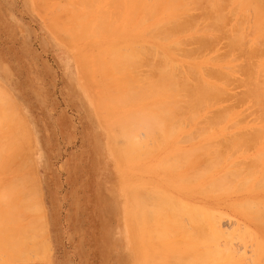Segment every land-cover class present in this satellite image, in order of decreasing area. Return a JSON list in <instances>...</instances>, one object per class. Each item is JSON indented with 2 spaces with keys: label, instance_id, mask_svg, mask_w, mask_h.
<instances>
[{
  "label": "rangeland",
  "instance_id": "rangeland-1",
  "mask_svg": "<svg viewBox=\"0 0 264 264\" xmlns=\"http://www.w3.org/2000/svg\"><path fill=\"white\" fill-rule=\"evenodd\" d=\"M73 1L77 2V0H0V90L2 88V90H4L0 91V96L3 97L4 93H7H5L6 96L4 97L6 100H4V98L0 99L4 100H2L4 105H2L0 101V115L3 114L0 116V203L4 205L8 204V202L12 203V201L17 203V201L21 202L26 198L25 205H28V207H24L22 203L18 204V202L12 206L10 204L6 205L3 210H7L8 208V210L14 212L15 215H18V219H16L18 220L16 224L17 227L22 228L24 226L22 230H25L23 231L29 230L28 233L33 232L29 236V238L31 237V242L29 241V238L27 239V237H25V234L24 237L26 240L23 236L20 237L21 239L23 237V241H25L23 242V246H21L22 242L20 245L17 244L16 247L15 245H4L5 243H1L2 246H5L6 250L11 248V252L10 250L4 252L6 250L0 248V264H143V262L144 264H157L156 262L163 264L164 262L168 263V261L171 260V262L175 264L174 261H179L178 259L181 260V254L182 257L183 254H185L183 251L193 252L191 254L195 255H191V257H195V260L192 259L194 260V262H192L190 257L186 259L187 257L184 256L183 258L186 261L183 260L182 264L185 262L186 264L187 262L189 264L190 261V264H264V258H261L262 254L261 256L259 255L260 253H264V246H262V242L264 245V223H261L262 220L264 221V217L263 219L261 218V220L254 215V217H252L251 214L250 216L246 215L249 208L253 209L251 210V213L259 211H256L258 206L256 207L253 201H260L261 199L263 202L264 200V183L262 182L264 172L261 173L264 170V69H262L264 68V35L262 37V34L264 33V28L262 29V27H264V23L261 24L264 21V18H262L264 16V0H230V2L229 0L228 2L221 0V4H223L224 1L226 2L224 4L226 6L223 5L225 8L219 4L220 0H216L218 2V5L216 3L217 7L219 5L220 8L222 7L221 9L217 10H220V12L224 10V14L221 12V15L220 12H218V15H221L220 18L224 17V19L223 22L218 23L220 18L218 16L219 20L217 21L218 18L215 17L217 19L214 20L216 23H218V25L216 24L212 26L213 28L210 25V29L207 28V26L209 27L208 24L213 23H211V20L213 19L211 15H215L212 14L213 12L211 10H216L217 8L215 5V0H212L213 3L211 0H205V3L204 0H193L194 3L196 2L195 5L197 4L196 6L190 3L192 0H186L187 3L189 2L187 4L189 5L187 8L182 7L184 4V1L183 4H181L182 0L181 3L179 0V5L176 3L174 7L172 6V3L177 2V0H169L172 2L166 0V2L168 1L167 3H165L164 0H158L157 2H155L156 0H151V2L146 0L141 3L143 6L136 3L139 8H135L137 11L134 12H138L139 14L141 12L140 9L143 7V10L139 15L137 13H134V15L132 11L136 6L133 3H139L140 0L134 1L133 3L132 0H127V5L126 0H122V5L124 7L121 6L123 9L119 8L117 11L121 13L120 11L122 10L121 19L124 20V22L117 24L118 31L113 33L116 34L117 37L98 36L97 38H86L83 36V38L81 37L76 39L73 37L75 32L74 30L71 32L72 28L70 29V27L74 28L75 25V23L72 24V20L75 16L74 9L77 8L76 11L81 9L78 8L80 5V0L78 1L79 5L76 4L77 7ZM197 1H201L199 2V5ZM206 1L211 2L210 4L212 6H207L208 3ZM147 2V6L152 4L150 6L151 8L152 6H156L155 12L153 11L154 7L151 11L153 16L149 11L151 8L148 6V9V7L145 6ZM160 3H165V5L160 7ZM228 3L229 5L227 6ZM158 4L159 6L157 7ZM170 5V9L167 8ZM179 6L181 7L180 10L178 9L180 8ZM159 7L161 9H159ZM208 7L211 8L210 12L212 13L209 12V9L207 10ZM232 7L233 9L235 8V10H230ZM183 8H186V10L183 11ZM72 10L74 13L73 19L71 17ZM156 10H158V12H156ZM232 11L235 12L233 13ZM216 13L217 11L214 12V14ZM154 14L157 15L154 16ZM176 14V18L178 17V14H181L179 15L180 20L183 19V15L186 16H183L186 18V20L188 19V15L193 18H191L192 20L196 19L193 21L195 25L190 22L189 24H192L191 27L188 25V23L187 25L185 24L188 28L190 27L189 31L186 30L187 28L184 30V25V27L182 26L183 30L181 28L180 31H177L180 29V26H178L181 23L180 20L178 19L179 24L177 23L176 28L175 25L177 21L175 22V25L170 24V21L171 23H173L172 21H175L174 19ZM207 14L212 19L210 17L207 19ZM144 15H146L145 18H143ZM150 15L151 19L149 17ZM67 16L68 21L69 17H71V20L68 23L66 22L67 19L65 20ZM131 18H133L132 20H134V22H127ZM148 18L150 21L144 22V19L149 20ZM141 20L143 23L140 22ZM197 20L198 22H196ZM49 21L51 24L48 23ZM55 21L57 22L55 23ZM240 21L243 22L242 25ZM70 22L71 25L69 24ZM165 22H169V25L168 23L166 25ZM186 22H188V20ZM137 24L141 25L138 26ZM157 25L160 28L162 26L165 28H170L171 25H173L168 30H164V27H162V32L164 33L165 31V35L167 34L168 36V34H170L168 39L167 37L165 38V41L160 40L163 37L161 36L162 32H160V35L155 33L157 31L159 32L158 29H160ZM203 25L204 28L202 27ZM54 26L60 28V30ZM192 26H195L194 29ZM216 26V29L221 27L219 32L214 30ZM155 27L158 29L156 28L155 30ZM54 28L58 31L55 30V32ZM152 28H154V31H152ZM211 28L214 30V32ZM61 29L65 30V36L63 33L61 34V32H63ZM204 29L207 31H201ZM149 30L152 33L150 32V34H146V32L149 33ZM176 31L178 33L182 32V34H176ZM58 32H60L61 35ZM171 32L175 33L176 35L172 34ZM154 33L157 38L154 36ZM259 33H261L260 36H258ZM198 35H201V37L198 38ZM202 35H204V37ZM215 35L216 37L213 39ZM192 36H196L197 38H193ZM72 37L74 41L70 40ZM205 37L207 38L206 40ZM231 37L238 39L236 41L237 43L239 41V43L236 44V41L234 42ZM66 38L69 40L66 41ZM180 39L183 41L186 39L187 41L185 40L183 44L181 42L182 40L180 41ZM201 39L203 41L211 39L204 44L199 43L203 46V49L198 44H196L200 42ZM230 39L233 41L231 44ZM177 41L183 44V47L181 45L180 47H176L173 44ZM139 44L142 45L144 50L147 51L145 54L147 53L148 56L150 54V57L148 58L147 55L145 56V54H142L144 50L140 49V52H138L142 56V58L140 57L142 61H144V57L148 59V64L145 63L146 65H141L142 67L140 66V69L137 67L139 65H135L136 67L133 65L134 67H132L136 69L134 71L138 72L137 75L134 74L136 72L131 70L133 69L132 67H129L130 70L128 67H123L126 70L128 69V71H133L132 74L136 75V77L130 79L132 76V74L130 75L131 72L129 74L125 72L126 77H124L125 74L121 73L123 69L120 65H113L112 67V63L107 61V59L109 60L108 57L110 55L109 53L111 52V48L117 50L119 48L123 49L124 47V51L125 46L126 48L133 45L138 47L137 45ZM171 45H173L174 48L176 47L174 51L172 50L174 48L173 46L171 48ZM151 48H154L155 51ZM198 48L199 50H197ZM150 50L153 51L154 55H151V53L148 52ZM158 53L160 56L163 53L162 57L167 56V58L170 59H166L165 57V63L168 61L169 62L167 65H164L165 63L163 64L164 60L162 58L163 61L161 64L166 67L165 69L168 70L170 67L171 70L169 71L172 72L174 66L176 68L175 70H177V65L178 67L181 66L178 70L181 71L182 69L184 73L181 74H185L187 78L185 76L182 78V75L179 72L178 74L180 75L179 77L177 76L179 80L178 86L184 84V81H180L182 79L185 80V82L187 81L185 83L187 85L184 86H186V88L188 87V89H186L184 86H182L183 88L178 87L179 90L182 88L179 91L181 94L168 86V81L170 79L169 74L171 72L166 74L168 76L164 75L165 72L168 73V71L166 70L163 72L165 69H163L164 67L162 66V72L158 73L159 69L153 65L155 64L158 67ZM99 54L101 55L99 56ZM136 56L138 57L139 54ZM151 56L154 57L152 58ZM83 58L86 59L85 68H81V60H83ZM252 61L257 64V67H255L256 65H254ZM104 62L106 64L107 62L108 64L110 63V67L109 65L108 67L112 70L110 69V71L109 68H107L111 74H108L110 72L106 70L105 67L107 65ZM141 63L143 64V62ZM104 64L106 66L102 67ZM161 64H159V66H161ZM185 65L190 68L192 66L194 67V69L198 72V75L200 74L199 77L202 79H199L200 84L204 87L200 85L199 87L201 88H198L197 86V88L194 86L190 87L191 84L194 85V82L197 84V79H195V81L193 80L194 82H192V76L186 73L193 75L195 71H193L194 69L192 70L189 68V70L187 68L189 72L187 69L186 72ZM100 66L107 72H105V70L100 71ZM114 66H119L116 68L119 69V72H117ZM151 66L154 67V69L150 68L148 70V68ZM253 66L254 70L251 69ZM200 67L207 68L205 71H209L210 69L212 71L214 68V72H212V75L210 72L211 76L209 75V72H206L208 74H206L208 76L206 77L204 74L205 71L203 72L202 70L204 68ZM88 68H90V70ZM260 68L261 70H259ZM96 69H99V72ZM217 69L222 71V74L225 75V77H222L223 75L220 71H215ZM147 70L149 71L148 73H151V77L148 76L150 74L146 73ZM150 70H154L153 74L156 72L157 74H155L159 75V78L157 76H153ZM178 70L173 72L177 75ZM262 70L263 72L259 73V75H263L259 77L258 72ZM103 71L105 75L108 74L106 78L109 79L105 80V82H110L107 84L103 83L104 81L100 82L101 78L105 77L103 75ZM120 73L122 75H119ZM145 73L147 74V78L157 77L159 81L162 77L165 79L164 81H166V83L163 81L160 83V85H158V89H155L154 87H156L155 84L158 83V80H155V84L152 85L154 79L152 81L149 79L148 81L151 82L149 85H152V89L150 90V88H145V85L148 84L147 78H144L146 77ZM161 73H163V76L160 77ZM213 73L216 75L214 76ZM218 73L221 74L223 80H219L217 76L219 75ZM250 73H253L252 79L254 80L251 79L252 75ZM127 74L130 77L127 78ZM98 75L100 76L99 80ZM142 75L145 76L142 77ZM194 75L197 76L196 73ZM209 76L213 78H209ZM123 77L127 80H124ZM137 77H140V79ZM142 78L144 79L143 81ZM138 79L141 80L142 84H138ZM129 80L131 81L129 83L133 84L134 82L132 87H134V85H138L140 87L141 84V86H144L145 89L140 87L141 89L139 90L138 86H136L137 90H139V92H137V90L134 89L135 87L131 88V84L128 85ZM257 80H259V85L261 82L260 86L258 85ZM254 81L258 85L257 89ZM118 82H120V84H118ZM100 83H102L103 86ZM111 84H113V90L114 92L116 91L117 94L120 93V90L122 91L119 95L115 96L114 94L115 99L118 98V100L121 101L120 102L116 100L119 102V106L114 102L115 100L113 96H107L111 91L106 92V95L103 96L105 92L103 93L102 91H109L106 88H112ZM214 85L224 89V92L222 93L220 88H218L220 90L217 91V88H214ZM166 86L167 88L169 87V91L168 89L166 90ZM104 87L106 88L103 89ZM120 87L123 88L120 89ZM127 87H130V90L133 89V92L135 90L134 95L136 98H133L134 95L132 92H128L130 90L127 89ZM147 87L149 86L147 85ZM204 88L209 90L208 93H210V91L215 92L218 98L215 101H212L211 97L209 99V96H212V94L210 93L209 95L207 93L209 95H207V99H209V102L212 101V103L207 104L208 100L203 99L204 102L206 100V106L203 107V96H200V102L198 99H200L199 94L202 92H207V90ZM146 89L148 91H145ZM162 89L164 91L166 90L165 92H168L163 94L164 91L161 92ZM258 89L260 92H262V94L258 92ZM142 90L148 92L145 95L147 97L146 99H144L145 97L142 95L144 93L141 94V92H143ZM256 91L258 93L257 97H259L258 99H261V101H258V99L255 98ZM129 93H132L133 96L131 98L134 100L128 97L130 96ZM173 93L176 95L175 98L172 97ZM182 93L185 96L188 94V96H190H187L189 99H192L191 97L193 96V105L191 104V106H195L197 110H200V108L203 107V110L190 111L192 108L189 105L191 100L190 103L189 101L185 102V100H188V98L186 99V97L184 98V96H182V98H184L183 100L180 97L183 95ZM215 93H213V95ZM110 94L113 95V93ZM126 94L129 100L133 101V103L126 98ZM136 94H138L137 96L139 97L141 95L143 100L138 98ZM168 94L170 95L167 96ZM177 94L180 96H177ZM189 94H192V96ZM196 94L198 95L197 98ZM218 94L220 95L218 96ZM204 95H206V93ZM106 96L108 98L107 103L105 102L106 99L104 100L103 98H106ZM166 96L172 98L168 99ZM260 96H262L263 99ZM101 97L102 99H100ZM177 97L182 99L178 106L177 103L180 100ZM176 98L179 100L178 102L175 101L177 100ZM212 98H214V96ZM126 99L127 101H124ZM101 100H103L105 103ZM135 100L139 101L137 102ZM194 100H196L195 103ZM122 101L125 102L124 104L127 102V106L123 105ZM128 101L130 102L129 104ZM162 101L165 102L163 103L164 109L165 107L172 105L171 108L176 110H170L171 108L169 109V106L165 109L168 110V112L170 110L179 113L178 110L180 109L177 110V108L181 107L180 114L177 117L178 113L174 114L172 112L174 115L170 114L171 116L169 120L171 121V117L175 115L176 116L174 118L176 119L172 120L171 123L166 122V126L162 124L163 122L161 121L162 127H165L163 128L164 130L162 131V129H160L155 134L148 137L149 134L144 131L145 129L140 128L139 131V126L135 125L137 124V120L139 121V115L141 114L140 113L137 115V113L142 112L143 115L144 110V112H150L149 114H146L145 112L146 116H155V112H153V110L155 111L156 108L154 106L152 107V105L156 106L158 104L161 106L162 104L159 103H162ZM166 101H168V103ZM172 101L174 102V105L169 104L170 102L172 103ZM201 101L203 102L202 105L198 106ZM183 102L188 103V106L186 104L185 105L188 109H190L189 111L187 108H185ZM149 106H151V108ZM175 106L176 108H174ZM157 109L158 113L160 108ZM164 109L162 112H160L165 114L166 111ZM150 110H152V112ZM133 112H135L136 115H133ZM160 112L159 114H161ZM157 113L156 116L159 115H157ZM190 113H193L195 116L193 117L192 114V116H189ZM134 116L135 118L133 120ZM5 117H7V119ZM175 121L179 122V126L177 125L178 127L172 125ZM119 122L121 123V128L117 127L119 126ZM124 122L128 124V127L131 124L130 126L131 129H133V133L135 129L137 130H135V134H132L131 132H124L125 129L129 131V129L126 127V123L124 124ZM168 129H170V131ZM120 133L121 136L119 135ZM138 133L139 135L137 137L136 134ZM127 134L129 135L127 136ZM117 135H119L122 139L119 136L118 137L120 139H117ZM123 135L124 137H122ZM125 136H127V139L131 136L132 140L130 139L129 143L126 144L127 141L125 139V144L122 145V141L124 140ZM162 136H164V139ZM169 136L170 138H168ZM136 137L138 138V141ZM145 137L149 138V140ZM140 138L143 140H139ZM157 141L159 143H157ZM130 142L131 144H139V149H136V152L143 150L138 153V156L133 152H129L132 154L133 159H127L125 154H123V148L125 145L127 151L131 150L128 149L130 147L132 148L133 146L130 144ZM151 142H153V144H151ZM117 143H121L120 147L117 145ZM142 144L143 146H141ZM115 146H118L122 150L120 154H123V156H120L119 159L117 157H119L120 154L118 153V155H116L117 151L115 150ZM200 148H202L201 150L203 151H200ZM144 149H146V151ZM191 150H194V152L191 153ZM195 150L198 152V154L196 152L198 156L196 154L192 155L195 153ZM188 152L191 156H187L189 154ZM141 153L142 155H140ZM213 153L217 155L215 156ZM133 155H135L134 157L136 158H134ZM173 162L175 164L171 165ZM248 163L249 166H247ZM237 164H243L242 167H247L248 169L252 164L251 170H248L251 172H247L246 169L240 170L241 165H238L237 168ZM170 165L171 169H169ZM229 166L233 167L228 168ZM234 169H238L237 172ZM225 170H230V172L229 174L226 173L227 171L225 172L227 174V178L229 176V179L227 180L226 178L224 183L223 177H226L224 173ZM190 171L191 174H189ZM193 171H196L197 173L200 171V173L195 175V172L192 173ZM238 171L240 173L243 172V174L240 176ZM231 173L232 176L230 175ZM246 173L249 175L247 176ZM233 174H238L240 177L237 175V180H235V182L232 184L234 181L233 179H236L234 178L235 175L233 176ZM219 177L220 180L222 179V181L219 180ZM241 177L242 180H240ZM249 178L251 179L250 182H248ZM214 180L215 182L216 180L218 181L215 183L217 186L211 183L212 181L214 182ZM238 180H240L242 183H240V181L238 182ZM258 180L262 186H259ZM221 182H223V184ZM209 183H211V185ZM227 183L228 186L226 185ZM251 183L253 185H251ZM18 184L21 186L20 188ZM231 184L234 187H231ZM8 186H18V188L14 187V189L9 187L8 189ZM224 188H227V190H224ZM138 191L142 193L139 194ZM148 191H150V193L156 194V197L155 195H151ZM137 192L139 195H141V197L143 196V198H140L139 195L137 196ZM8 195L9 198H5V196L8 197ZM127 195L129 196V199ZM24 196L26 197L24 198ZM153 196L157 200L155 198V200H153ZM12 198H14V200L11 201L10 199ZM144 198H147L148 200H145ZM164 198L166 201L168 199H170V201L175 199L176 201H180L189 205L188 207H191L192 205V207L195 206L201 210L203 209V211H210L211 213L209 212L210 214H207V216L200 215L199 217L200 219L201 217L207 218L205 222L207 225L205 230H207V233H210L211 230L209 229L215 230L219 227V229L223 228L224 231L232 232L234 238L232 237L231 240L234 242L231 241V245L232 248L236 246L235 254L237 253V255L235 256V254L232 252V249L231 251L228 248L226 249V241L223 243L224 240H226L225 237H223L224 235H217L220 237V239L215 236V238L217 237L216 239L219 240L217 245L224 244L223 246L220 245V248L215 245L217 240L215 238L209 239V237L204 239V241H201L200 239L202 238H200V243L199 241L196 242V240L191 246L187 245V234H195L193 231H190L192 230V221H190L191 224L188 222L190 218L187 215L180 214V216H178L177 222L173 223L172 225L174 228L171 225V227H168L167 225L165 228L166 225L163 224H168L169 221L172 222L173 212L169 210V212L171 211L170 214L168 213L169 215L166 214L167 210H165L166 213H163L164 211L162 212L161 205H163L164 209ZM245 200H249L250 203ZM142 202L144 203L143 205L141 204ZM260 202L258 204L256 203V205H260L261 207L259 208L261 209L263 207V203L261 204ZM127 203L129 205L128 208L130 205L131 208L133 207L131 212V208L129 211L126 209ZM1 204L0 210H2V207H4ZM132 204L134 206H132ZM248 204L251 206L249 207ZM144 205L145 207H143ZM253 206H255V208ZM10 208H12V210ZM137 208L139 211L135 210ZM143 208H145V210L142 211ZM165 208L169 209L166 205ZM148 209L149 212H153L152 214L154 216L150 215L151 217L149 216L148 219L146 218V221L142 220V222H139L140 217L145 219L144 216L147 215ZM37 211L40 212L37 213ZM132 211L135 213H132ZM127 212L130 213V216H133L134 224H138V232L136 230V235L139 234L137 235L138 237L147 235V241H144V238L143 241L138 240L137 243L134 238H132L130 233L132 232L134 234V230L131 231L129 226L132 224L134 229L137 227H135L136 225H133V222L130 223V219H132V217L130 218V216H126L129 215ZM140 212H142L144 216ZM137 213L140 214L138 215ZM154 213L157 214V217ZM198 213L200 214V211ZM263 213L264 212H262V214ZM134 214L139 216V221L137 220V216H134ZM161 214H163V216ZM211 214H214L216 218L214 215L212 217ZM262 214H259V216ZM209 217L211 218L210 222ZM158 218L160 223L157 221ZM212 218L218 220L213 221ZM154 219H156L157 223ZM152 222L156 224L153 225ZM218 222L219 224L217 226ZM220 222L222 224H220ZM187 223H189V226ZM211 223L213 225H211ZM6 224H4V226ZM7 225L11 226L10 224ZM220 225H223L222 228ZM213 226L215 227L213 228ZM155 227L156 229L160 228V232L162 234L159 232V229L157 231ZM21 228H17V230L19 229L18 231L16 230L20 234L22 233L20 232ZM153 228L155 230H152ZM168 228L171 229V231ZM30 229L33 230L30 231ZM244 229H247L246 232L249 230V232L245 233ZM149 231H157L154 233V237L155 235L156 237L159 236L158 238H161L162 240L160 242L157 239L153 240H157L159 245L161 244L162 247L158 248L159 246L157 247V242L151 240L153 234L150 237L151 233ZM162 231L165 232L163 233ZM252 231L255 234L258 233L257 237L254 235L255 239L252 235ZM158 232L159 235H157ZM237 233L238 235L236 236ZM250 233L252 236L249 235ZM212 235L213 234H211V236ZM33 237L38 239L35 238L33 240ZM214 240L215 243L212 242ZM5 241H10V238L9 240L5 239ZM209 241L211 246L215 245V247H218L215 249V251L217 250V255H215V251H213L215 247L213 250L211 249L213 246L209 248L211 249V252L210 250L208 251L207 248L210 245L208 244ZM259 241L260 244L258 245L257 242ZM162 242L164 243L162 244ZM147 244L151 246L150 251L148 250L150 248ZM207 244L208 247H206ZM203 245H206V250L203 249L204 251L202 250ZM11 246L15 247V249H12ZM195 247L198 249V251H196L197 249ZM254 247L256 250L259 248L261 249L262 252L257 251V253H259L257 256L260 257L253 255V250H255ZM20 249L21 251H19ZM179 249L180 252L174 253L175 255L171 253V251L175 252L179 251ZM200 251H203L204 254H202ZM218 251L223 253H217ZM189 252L188 254L186 252L185 255L188 256ZM225 252H232L234 254L233 255L231 253L232 256L235 257L230 260L229 255L227 256L224 254ZM241 252L242 254L244 253L243 256H245V258L241 256L239 259ZM21 253L23 254L21 255ZM161 253L164 255L161 257L162 259L164 257V261H162L160 258L159 261L156 259L157 261H154L153 263L152 256H154L155 260L156 256L159 258V256L162 255ZM171 254L173 255L172 257L177 255H180V257L177 256V260H173L170 257ZM166 255L170 258L165 257ZM196 257L199 259L197 260ZM214 257L218 258L214 259ZM242 258L245 260H242ZM147 259H150V261L146 262Z\"/></svg>",
  "mask_w": 264,
  "mask_h": 264
},
{
  "label": "bare ground",
  "instance_id": "bare-ground-1",
  "mask_svg": "<svg viewBox=\"0 0 264 264\" xmlns=\"http://www.w3.org/2000/svg\"><path fill=\"white\" fill-rule=\"evenodd\" d=\"M69 1H70V0H69ZM78 1H79V0H77V2H78ZM128 1H129V0H128ZM128 1L126 0V5H127ZM134 1H137V0H132V3H133ZM144 1H146V0H143V1L140 0L139 3H138V2H134L133 4H134V5H136V3H137V4H141V3H143ZM148 1L151 2V0H148ZM152 1H153V0H152ZM157 1H158V0H156L155 2H157ZM164 1H165V3H167L169 0H168L167 2H166V0H164ZM178 1H179V0H177V2L172 3V6L174 7L176 3L179 5V2L181 3V0H180L179 2H178ZM183 1H184V4H183ZM185 1H186V0H182V3H181V4H183L182 7H186V8H187V7L189 6V5H187L189 2L187 3L188 0H187L186 2H185ZM189 1H190V0H189ZM215 1H216V0H215ZM225 1L228 2V0H225ZM225 1H224V3L222 2L223 4H221V0H220L219 4H221L222 7H224V6H226V5H224V4L226 3ZM231 1H232V0H231ZM73 2L75 3V5H76V4L79 5V2H78V3H77L76 1H73ZM121 2H122V3H121ZM161 2H162V1H161ZM169 2H172V1H169ZM197 2H198V1H197ZM199 2H201V1H199ZM199 2H198V5H199ZM206 2L209 4V5H208V4L206 3L207 6H212V5L210 4L211 2L213 3L212 0H211V2H209V1H206ZM229 2H230V0H229ZM60 3H61V2H60ZM60 3H59V4H60ZM62 3H63V2H62ZM64 3H65V2H64ZM69 3H70V2H69ZM132 3H131V4H132ZM165 3H163V4L160 3V7H161L162 5H165ZM185 3H186V4H185ZM190 3H192V5L194 4V6L197 5V4L195 5L196 2L194 3L193 0H192ZM204 3H205V0H204ZM216 3H217V5H218V2H217V1L215 2V5H216ZM43 4H44V3H43ZM122 4H123V1H122V0H121V1H120V0H119V1H118V0H89V1H88V0H87V1H85V0H82V1H81V0H80V5H81V6H80V5H79V6H80L81 8H80L79 6H78V8L81 9V10L76 11L77 8L74 9V8L72 7V8L75 10V16H74V19H73V15H74L73 10L71 11V17H72V19H73V20H72V21H73L72 24L75 23L74 28H73V27H70V29L72 28V29H71V32H72V30H74V32H75V34H74L73 37H74L75 39H76V38H81V37L83 38V36L86 37V38H87V37H88V38H90V37H91V38H97L98 36H102V37H107V36L117 37L116 34H113V33H115V32L118 31V30H117V28H118L117 24H119V23H121V22H124V20L121 19V13H122V10L120 11L121 13H119V12L117 11L119 8L123 9L122 7H124V6H123ZM144 4H145V3H144ZM147 4H148V2L146 3L145 6H147ZM155 4H156V3H155ZM238 4H239V3H238ZM72 5H73V4H72ZM72 5H71V6H72ZM141 5L143 6V4H141ZM151 5H152V4H151ZM151 5H148V6L150 7ZM184 5H185V6H184ZM217 5H216V7H217ZM223 5H224V6H223ZM228 5H229V3L227 4V6H228ZM73 6H74V5H73ZM121 6H122V7H121ZM145 6H144V7H145ZM148 6H147V7H148ZM158 6H159V4L157 5V7H158ZM219 6H220V5H219ZM219 6L216 8V10H215L214 7H213L214 10H211L213 13L210 12V9H211V8L208 7L207 10L209 9V12L212 13L213 15H215V16H212V15H211V17H213V19H212L210 16H208V14L210 15V13L208 12L206 18L208 19V17H210L212 20H214V19L216 20V19L218 18V16H219V15H218V12H220V10H217V9H221V8H222V7L220 8ZM235 6H236V5H235ZM44 7H45V6H44ZM57 7H58V5H57ZM76 7H77V5H76ZM149 7H148V9H149ZM153 7H154V6H152V8H153ZM155 7H156V6H155ZM155 7H154V9H153L154 12H155ZM160 7H159V9H161ZM170 7H171V5L168 6L167 8L170 9ZM177 7H178V6H177ZM179 7H180V6H179ZM237 7H238V6H237ZM49 8H50V7H49ZM135 8L138 9L139 6L136 5V6L134 7L133 11H132L133 14H134V13H135V14H136V13L138 14V12H134V11H137V10H135ZM150 8H151V7H150ZM152 8H151V10H149L150 12L152 11ZM186 8H185V9L183 8V9H184L183 11H185ZM224 8H225V7H224ZM59 9H60V8H59ZM159 9H158V10H159ZM178 9L180 10L181 7L178 8ZM191 9H192V8H191ZM232 9H233V7H232L230 10H232ZM70 10H71V9H70ZM140 10H141V12H142L143 7H142V9H140ZM140 10H139V11H140ZM158 10H156V12H158ZM166 10H168V9H166ZM176 10H177V9H176ZM222 10H223V9H222ZM233 10H235V8H234ZM114 11H115V12H114ZM144 11H145V9H144ZM173 11H174V10H173ZM216 11H217V13L214 14V12H216ZM223 11H224V10H223ZM223 11H221L222 14H224ZM237 11H238V10H237ZM237 11H236V12H237ZM112 12H113V13H112ZM141 12H140L139 14H141ZM221 12H220V14H221ZM232 12H233V11H232ZM234 12H235V11H234ZM234 12H233V13H234ZM151 13H152V12H151ZM254 13H255V12H254ZM254 13H253V14H254ZM135 14H134V15H135ZM139 14H138V15H139ZM149 14H150V13H149ZM188 14H189V13H188ZM222 14H221V15H222ZM68 15H69V14H68ZM134 15H133V17H134ZM155 15H157V14H154V16H155ZM179 15H181V14H178V17H177V18H176L177 14L175 15V19H174L175 21H172L173 23H171V21H170V24H174V25H175V22L177 21V22H176V25H175V28H176V26H177L178 19L180 18ZM221 15H220V16H221ZM59 16H60V15H59ZM152 16H153V13H152ZM183 16H184V15H183ZM183 16H182L183 19H181V20L179 19L180 22H181L180 24L178 23V24H179L178 26H180V27H179L180 29H178L177 31H180L183 25L185 26V27L183 26V27H184V30L187 28L186 30L189 31V30H190L189 28L191 27V25L194 24L193 21L196 20V19H195V20H192L193 18L190 17V16L188 15V19H187L188 22H186L187 20H186V18H184V17H186V16H184V17H183ZM220 16H219V18H220ZM71 17H69V21L71 20V19H70ZM145 17H146V15L143 16V18H145ZM149 17H150V19H151V15H150ZM215 17H217V18H215ZM137 18H138V17H137ZM152 18H153V17H152ZM191 18H192V19H191ZM219 18L217 19V21L219 20ZM262 18H264V16H263ZM66 19H67L66 22L68 23V22H69V21H68V16H67V18H65V20H66ZM132 19H133V18H131V19H130L129 21H127V22H130V23H131L132 21L134 22V20H132ZM148 19H149V18H148ZM150 19H149V20L144 19V22H145V21L148 22V21H150ZM176 19H177V20H176ZM223 19H224V17H223V18H220L221 21L219 20L218 23H219V22H220V23L223 22ZM65 20H64V21H65ZM112 20H113V21H112ZM182 20H184L185 22L182 21ZM212 20H211V23L213 22L214 24H213V23H212V24H210V23H209V24L206 23V24L209 25V27L207 26V28H209V29H210V25H211V27L214 26V25H216V24L218 25V23H216L215 20H214V21H212ZM262 20H263V19H262ZM50 21H51V19H50ZM50 21L48 22L49 24H51ZM52 21H53V20H52ZM110 21H111V22H110ZM56 22H57V21H55V23H56ZM140 22H142V20H141ZM190 22H191L192 24H189ZM196 22H198V20H197ZM240 22H241V21H240ZM55 23H54V24H55ZM142 23H143V22H142ZM142 23H141V24H142ZM165 23H166V25H167V23H168V25H169V22H165ZM182 23H183V24H182ZM187 23H188V25L190 26L189 28L186 26ZM200 23H201V22H200ZM242 23H243V22H241V25H242ZM258 23H259V21H258ZM258 23H257V24H258ZM263 23H264V21H263L261 24H263ZM69 24L71 25V22H70ZM69 24H67V25H69ZM141 24H140V25H141ZM185 24H186V25H185ZM238 24H239V23H238ZM257 24H255V25H257ZM52 25H53V24H52ZM137 25H138V24H137ZM137 25H136V27H137ZM140 25H138V26H140ZM160 25H161V24H160ZM162 25H163V24H162ZM194 25H195V24H194ZM263 25H264V24H263ZM126 26H128V25H126ZM126 26H125V27H126ZM157 26H158V25H157ZM164 26H165V24H164ZM164 26H162V27H164ZM172 26H173V25H171V27H172ZM198 26H199V25H198ZM54 27H55V26H54ZM58 27H59V25H58ZM128 27H129V26H128ZM136 27H135V28H136ZM158 27H159V26H158ZM162 27H161V28L159 27V28L161 29V31H160V29H158L157 27H155V30H156V28L159 30V32L157 31V32H155V33H156V34L158 33V35H160V32L163 31V30H162ZM165 27H166V26H165ZM165 27H164V30H165V29L168 30V29L171 28V27H170V28H165ZM192 27H193V26H192ZM194 27H195V26H194ZM194 27H193V29H194ZM202 27L204 28V25H203ZM202 27H200V28H202ZM55 28H57V27H55ZM55 28H54V31H55V30H56V31L60 30V28H57L58 30L55 29ZM207 28H206V29H207ZM212 28H213V27H212ZM212 28H211V29H212ZM216 28H217V26L215 27L214 30H215L216 32H219V30H220L221 27H220L219 29H216ZM260 28H261V26H260ZM263 28H264V27H262V29H263ZM124 29H125V28H124ZM191 29H192V28H191ZM198 29H199V27H198ZM61 30H63V32H61V34L63 33V35L65 36V35H66V33L64 34L65 30H64V29H61ZM150 30H151V29H150ZM150 30H149V33L146 32V34H150V32H151ZM182 30H183V28H182ZM214 30L212 29L213 32H214ZM217 30H218V31H217ZM232 30H233V29H232ZM234 30H235V28H234ZM54 31H53V32H54ZM56 31H55V32H56ZM152 31H154V28H152ZM177 31H176V34L178 33ZM196 31H197V30H196ZM198 31H199V30H198ZM201 31H207V30L204 29V30H201ZM208 31H209V30H208ZM258 31H260V30H258ZM53 32H52V33H53ZM173 32H174V30H173ZM183 32H184V31H183ZM58 33L60 34V32H58ZM151 33H152V32H151ZM155 33H154V36L156 37ZM168 33H169V32H168ZM171 33H172V32H171ZM235 33H236V31H235ZM235 33H234V34H235ZM253 33H254V32H253ZM61 34H60V35H61ZM172 34H175V33H172ZM172 34H171V37H172ZM176 34H175V35H176ZM178 34H182V32H181V33H178ZM216 34H217V33H216ZM260 34H261V33H259L258 36H260ZM63 35H62V36H63ZM158 35H157V36H158ZM164 35H165V31H164V33L162 32L161 36H163V37H162V39H160V40H164V41H165V40H166L165 38L167 37V39H168V37H169L170 34H168V36H167V34H166L165 36H164ZM175 35H174V36H175ZM211 35H212V34H211ZM263 35H264V33L262 34V37H263ZM67 36H70V35H67ZM152 36H153V35H152ZM202 36L204 37V35H202ZM73 37H72V39H70V40H73ZM124 37H125V36H124ZM171 37H170V38H171ZM192 37L195 38L196 36H192ZM200 37H201V35H198V38H200ZM203 37H202V38H203ZM215 37H216V35L213 37V39H215ZM61 38H62V37H61ZM68 38H69V37H68ZM156 38H157V37H156ZM158 38H159V37H158ZM160 38H161V37H160ZM190 38H191V37H190ZM196 38H197V37H196ZM210 38H211V37H210ZM234 38H235V37H231V39H233L234 42H235L236 40H238V39H236V38L234 39ZM254 38H255V37H254ZM257 38H258V37H257ZM177 39H178V38H177ZM206 39H207V38L205 37V40H206ZM231 39H230V40H231ZM67 40H69V39L66 38V41H67ZM81 40H82V39H81ZM181 40H182V39H180V41H181ZM185 40H186V39H185ZM185 40H184V41L182 40L181 42L183 43V42H185ZM189 40H190V39H189ZM205 40L203 41V40L201 39V41L198 42V43H196V44H198V45L203 49V46L200 45V44H202V43L204 44L205 42H208V40L210 41L211 39H208L207 41H205ZM230 40H229V41H230ZM73 41H74V40H73ZM173 41H174V40H173ZM186 41H187V40H186ZM190 41H191V40H190ZM202 41H203V42H202ZM233 41L231 40V41H230V44H231V42L233 43ZM191 42H192V41H191ZM196 42H197V41H196ZM175 43H176V44H175ZM175 43H173V44H174L176 47H177V46L180 47V45L182 46V45L184 44V43L181 44L179 41H177V42H175ZM177 43H178V44H177ZM179 43H180V44H179ZM187 43H188V42H187ZM199 43H200V44H199ZM235 43L238 44L239 41H238V43H237V41H236ZM254 43H255V42H254ZM135 44H136V43H135ZM206 44H207V43H206ZM131 45H132V44H131ZM139 45H140V44H139ZM139 45H137V46L139 47V49H138V47H135L136 45H133V46H131V47H127V48H126V46H125V50H124V51H123L124 47H123V49L119 48V49H117V50L114 49V48H111V52L109 53L110 55H109V57H108L109 60L107 59V61H109V62L112 63V67H113V65H120L121 68L124 70V71L122 70L121 73H122V74H125L124 77H126V73L129 74V73L131 72V71H128L129 67L131 68L133 65H134V66H135V65H139V66H137V67L140 69V66H141V65H142V66H143V65H146L145 63L148 64V59L144 57V59H143L144 61H142V59H141L142 56H141L140 53H138V52H140V49L144 50V48L142 47V45H140V46H139ZM233 45H235V44H233ZM172 46H173V45H171V48H172ZM149 47H150V46H149ZM153 47H154V46H153ZM167 47H169V46H167ZM176 47L174 48V46H173L174 49H172V50L174 51V50L176 49ZM179 47H178V48H179ZM182 47H183V46H182ZM197 47H198V46H197ZM154 48H155V47H154ZM154 48H151V49L154 50ZM201 48H200V49H201ZM184 49H185V48H184ZM120 50H121V52H120ZM142 50H141V51H142ZM159 50H160V49H159ZM159 50H158V52H159ZM172 50H170V51H172ZM179 50H180V49H179ZM179 50H177V51H179ZM197 50H199V48H198ZM154 51H155V50H154ZM156 51H157V50H156ZM177 51H176V52H177ZM145 52H147V51L144 50V52H143V53L141 52V53H142V54H145ZM148 52L151 53V55L153 54V51H152V50H150V51H148ZM188 52H189V51H188ZM188 52H187V54H188ZM160 53H161V52H160ZM189 53H190V52H189ZM137 54H139L138 57L136 56ZM100 55H101V54H99V56H100ZM146 55L148 56L147 53L145 54V56H146ZM153 55H154V54H153ZM158 55H159V53H158ZM185 55H186V54H185ZM185 55H184V56H185ZM202 55H203V54H202ZM156 56H157V52H156ZM156 56H155V57H156ZM162 56H163V53H162L161 56L159 55V62H158L159 64L162 63V61L165 59V57H166V59H169V58H167V56H165V57H162ZM186 56H188V55H186ZM186 56H185V57H186ZM189 56H190V55H189ZM140 57H141V58H140ZM149 57H150V54H149L148 58H149ZM151 57H152V56H151ZM153 57H154V56H153ZM153 57H152V58H153ZM160 57H161V62H160ZM200 57H201V56H200ZM139 58H140L141 60H140ZM162 58H163V60H162ZM214 58H215V57H214ZM215 59H216V58H215ZM96 60H97V59H96ZM99 60H101V59H99ZM99 60H98V61H99ZM136 60H137V61L139 60V61L143 62V64H142L141 62H139V61L137 62ZM157 60H158V57H157ZM169 60H170V59H169ZM210 60H211V59H210ZM81 61H82L81 68H85V65H86V63H85V62H86V59L83 58V60H81ZM101 61H103V60H101ZM146 61H147V62H146ZM165 61H166V60H164L163 64L165 63ZM213 61H214V60H213ZM168 62H169V61H168ZM168 62H166L164 65H167ZM252 62L254 63V61H252ZM97 63H98V62H97ZM99 63H101V62H99ZM104 63H105V62H104ZM137 63H138V64H137ZM105 64H106V63H105ZM105 64H104L102 67H104V66L107 65L105 68H106L107 71H109V70L111 69V68H109V67H110V65H109L110 63L108 64V62H107V64H106V65H105ZM156 64H157V63H156ZM159 64H158V67H157V65L153 64L156 68H158V69L160 70V71L158 70V73L162 72L161 70H163V69L166 68L163 64H161V66H159ZM173 64H174V61H173ZM249 64H252V63H249ZM261 64H262V63H261ZM95 65H96V64H95ZM108 65H109V67H108ZM153 65H152V66H153ZM176 65H177V64H176ZM254 65H256L255 67H257V64L254 63ZM97 66H98V64H97ZM134 66H133V67H134ZM142 66H141V67H142ZM152 66L149 67V68L147 67L148 70H149L150 68L154 69V67H152ZM162 66H163L164 68H163ZM168 66H169V65H168ZM171 66H172V65H171ZM183 66H184V65H183ZM185 66H186V65H185ZM107 67L109 68V70H108ZM117 67H119V66H116V67L114 66L115 69H116ZM123 67H125V68L128 67V69L126 70V69H124ZM133 67H132V68H133ZM135 67H136V66H135ZM159 67H160V68H159ZM172 67H173V66H172ZM179 67H181V66H179ZM179 67H178V65H177V70L180 69ZM192 67H193V66H192ZM192 67L190 68V67H187V66H186L185 71L187 72V70H188L189 68L193 70L194 67H193V68H192ZM97 68H99V67H97ZM100 68H101V66H100ZM100 68H99V69H100ZM114 68H113V69H114ZM162 68H163V69H162ZM187 68H188V69H187ZM200 68H204V67H200ZM248 68H249V67H248ZM261 68H262V67H261ZM261 68H260L259 70H261ZM88 69L90 70V68H88ZM99 69H96V70H98V72H99ZM152 69H151V70H152ZM175 69H176V68H175V66H174L173 71H177V70H175ZM186 69H187V70H186ZM190 69H189V70H190ZM205 69H207V68L202 69L203 72L205 71ZM208 69H210V68H208ZM213 69H214V68H213ZM213 69H212V71H211V69H210L209 71H208V70L205 71L204 74L206 75V74H207L206 72H209V75H210V72H211V75H212V72H214ZM251 69L254 70V66H253V68H251ZM262 69H264V68H262ZM102 70H105V69H102V68H101L100 71H102ZM106 70H105V72H107ZM111 70H112V69H111ZM111 70H110V71H111ZM116 70H117V72H119V69H116ZM129 70H130V69H129ZM131 70L134 71V70H136V69L133 68V69H131ZM148 70H147L146 73H147V74H150V75H148V76L151 77V73H148V72H149ZM151 70H150V72H152V74H153V71H154V70H153V71H151ZM166 70H167V69H165L163 72H165ZM169 70H171L170 67H169L168 70H167L168 73L165 72L164 75L169 74V72H171V71H169ZM189 70H188V72H189ZM192 70H191V71H192ZM110 71H109V72H110ZM133 71H132V72H133ZM173 71L169 74V78H170V79L168 78V79H169V81H168V86L171 87V88H173L174 91H178V92H179V91L183 88L182 86L187 85V84H185L187 81L185 82V80H182V79H181L180 81H184V84H183V85L180 84L181 86H178V85H179V80H178L177 76L179 77V75H180L181 73H184V72L182 71V69H181V71L178 70L177 75H176ZM193 71H195V73L197 74V76L194 75L195 73H193ZM193 71H192L193 75H192V74H189V73H186V74L192 76V78H191L192 82H194L195 79H197V80H196L197 84H195V82H194V85L191 84L190 87H192V86L196 87V86H197L198 88H201V87H199V85L202 86V87H204L203 85L200 84V80H199V79H201V78L199 77L200 74L198 75V72H197L195 69H194ZM215 71H220V70L217 69V70H215ZM228 71H229V70H228ZM232 71H233V70H232ZM232 71H231V73H232ZM247 71H248V69H247ZM117 72H116V73H117ZM125 72H126V73H125ZM132 72L130 73V75L132 74ZM134 72H136V73H134V74L137 75L138 72H137V71H134ZM179 72H180V74H178ZM220 72H221V74L223 73L222 71H220ZM249 72H250V71H249ZM249 72H248V74H249ZM251 72H252V71H251ZM255 72H256V70H255ZM255 72H254V73H255ZM262 72H263V70H262V71H259V72H258V75H259V73H262ZM101 73H102V72H101ZM101 73H100V74H101ZM121 73H120L119 75H122ZM146 73H145V74H146ZM155 73H156V72H154L153 76H157V77H158L159 75H156L157 73H156V74H155ZM190 73H191V72H190ZM216 73H217V72H216ZM83 74H85V73H83ZM98 74H99V73H98ZM106 74H107V73H106ZM108 74H111V72L108 73ZM108 74H107V75H108ZM128 74H127V75H128ZM134 74H132L131 77L128 75L127 78L130 77V79H133L134 77H136V75H134ZM147 74H146V77H144L145 75H144V76L142 75V77L147 78ZM162 74H163V73H161L160 77L163 76ZM218 74H219V73H218ZM221 74L217 75L218 78H219V80H221V79L223 80L222 77H225V75H223V74H222L223 76L221 77ZM250 74L252 75V77L250 76L251 79H252V78H253V73H250ZM87 75H88V74H87ZM103 75H104L105 77L101 78L100 82H101V81H104L103 83H106V84L109 83L110 81H109V82H105V80H107V79H109V78H106L107 75L104 74V71H103ZM103 75H102V76H103ZM181 75H182V78H183V76H185V74H184V75L181 74ZM207 75H208V74H207ZM207 75H206V77H208ZM211 75H210V76H211ZM213 75H214V73H213ZM215 75H216V74H215ZM215 75H214V76H215ZM262 75H263V74H260L259 77L262 76ZM85 76H86V75H85ZM98 76H99V75H98ZM166 76H168V75H166ZM190 76H189V77H190ZM195 76H196V78H195ZM210 76H209V78H213V77H210ZM219 76H220L221 78H220ZM87 77H88V76H87ZM124 77H123V78H124ZM150 77L147 78V81H148L149 79H151L150 81H152V80L154 79L153 82H152V83H153L152 85H154V84H155L154 82H156L155 80H158V78H159V77H158V78H157V77H156V78H154V77H153V78H150ZM180 77H181V76H180ZM185 77H186V76H185ZM255 77H256V76H255ZM105 78H106V79H105ZM123 78H122V79H123ZM137 78L140 79V77H137ZM137 78H136V79H137ZM186 78H187V77H186ZM186 78H185V79H186ZM214 78H215V77H214ZM99 79H100V76L98 77V80H99ZM111 79H112V78H111ZM125 79H126V78H124V80H125ZM139 79H138V80H139ZM257 79H258V76H257ZM126 80H127V79H126ZM143 80H144V79L142 78V81H143ZM145 80H146V79H145ZM164 80H165V79H163V78L161 77V78H160V81L158 80V81H157L158 83L155 84L157 88L154 87V86H153V87H154L155 89H158V85H160V83H162ZM193 80H194V81H193ZM198 80H199V82H198ZM201 80H202V79H201ZM214 80H216V79H214ZM252 80H254V79H252ZM133 81H134V80H133ZM133 81H132V82H133ZM217 81H218V80H217ZM263 81H264V79H263ZM125 82H126V81H125ZM129 82H131V81H130V80L128 81V85L131 84V88H134V87H135L134 89L137 90L136 86H138V85H134V87H132V85L134 84V82H133V84H132V83H129ZM135 82H136V81H135ZM164 82L166 83V81H164ZM188 82H189V80H188ZM192 82H191V83H192ZM254 82H255V81H254ZM257 82H258V85H259V80H257ZM139 83L142 84L141 80H139L138 84H139ZM147 83H148V84H146V81H145V84H146V85H145V88H148V89L150 88V90H151V89H152V85H149V84H151V82L148 81ZM189 83H190V82H189ZM198 83H199V84H198ZM262 83H263V82H262ZM90 84H91V83H90ZM100 84H102V83H100ZM100 84H99V85H100ZM118 84H120V82H118ZM136 84H137V83H136ZM141 84H140V87H142ZM143 84H144V83H143ZM147 85H148L149 87H147ZM217 85H218V84H217ZM258 85H257V83L255 82L256 89L258 88V87H257ZM260 85H261V82H260ZM260 85H259V86H260ZM94 86H95V85H94ZM94 86H93V87H94ZM102 86H103V84H102ZM114 86H115V85H114ZM150 86H151V87H150ZM211 86H213V85H211ZM111 87H112V88H110V89H108V88H106V87L103 88V89L106 88V89L109 90V91H104V90L102 91V90H101L103 93L105 92V94H103V96L106 95V92H110V91H111L110 93H113V95L110 94V93H108V95H107L108 97H109V95L114 97V94H115V96H116V95H119V94L122 92L120 89L123 88V87H120V89H119V90H120V93H118V94L116 93V91L114 92V90H113V89H114V88H113V84H111ZM140 87L138 86L139 90L141 89ZM169 87H168V88H169ZM178 87H182V88L179 90ZM184 87L186 88V86H184ZM197 87H196V88H197ZM205 87H206V86H205ZM124 88H125V87H124ZM129 88H130V87H129ZM129 88L127 87V89H129ZM142 88H144V86H143ZM145 88H144V89H145ZM165 88H166V90L168 89L167 86H166ZM214 88H217V91H219V90L221 89V92H222V93L224 92V89H222V88H220V87H218V86H215V85H214ZM218 88H220V89H218ZM259 88H260V87H259ZM2 89H3V88H2ZM2 89H1L0 91H4V90H2ZM111 89H112V90H111ZM163 89H164V88H163ZM163 89H162V91H161V90H160V91L163 92V91H164ZM186 89H188V87H187ZM204 89L207 90V92H205L206 95H204L205 93H203V92H202L203 95H202V93L199 94V97H200V96H201V97L203 96V97H202V101H203V102H204L203 99H206V100H208L207 104H208V103L211 104L212 101H215V100L218 98L215 92L212 91L213 93H215V94L213 95V93L210 91V93L212 94V96H211L210 93H208L209 90H208L207 88H204ZM124 90H125V89H124ZM129 90H130V89H129ZM139 90H137V92H139ZM166 90H165V91H166ZM183 90H184V89H183ZM183 90H182V92H183ZM222 90H223V91H222ZM258 90H259V89H258ZM142 91H143V92H141V94L144 93V94H142V95H144V97H145L144 99H146L147 97H146L145 95H146L148 92H145V91H148V90L146 89L145 91H144V90H142ZM165 91L163 92V94H166V93L169 91V89H168L167 92H165ZM203 91H204V90H203ZM117 92H119V91H117ZM123 92H124V91H123ZM128 92H132L133 95L135 94V90H134V92H133V89H131V90L128 91ZM137 92H136V93H137ZM178 92H177V93H178ZM258 92H260V90H259ZM5 93H6V92H5ZM5 93H4L3 97L0 96V99H1V98H4V97L6 96L7 93H6V94H5ZM132 93H129L130 96H128V97H129L130 99L136 98L135 95H134L133 98H131V97L133 96ZM179 93H180V92H179ZM207 93H208L210 96H209ZM260 93L262 94V92H260ZM263 93H264V92H263ZM163 94H162V95H163ZM180 94H181V93H180ZM182 94H183V93H182ZM220 94H221V93H220ZM220 94H218V96H219ZM261 94H259V95H261ZM137 95H138V94H136V96H137ZM162 95H160V96H162ZM169 95H170V94H168L167 96H169ZM189 95L192 96V94H189ZM207 95L209 96V99H210V97H211V100H212V101L210 100L211 102H209V99H207V98H208ZM257 95H258V93H257V91H256V95H255V98H256V99L259 98V97H257ZM107 96H106V98L103 97L104 100L106 99V101H105L106 103H107V99H108ZM125 96H126V98L129 100V98L127 97V94H126ZM149 96H150V95H149ZM154 96H155V95H154ZM167 96H166V97H167ZM177 96H180V95L177 94ZM182 96H184V98L186 97V99H187L188 97H190V96H188V94H187L186 96L183 94V95H181L180 97L182 98ZM187 96H188V97H187ZM194 96H195V95H194ZM204 96H207V97H204ZM213 96H214V98H215V97H216V98H215V99L212 98ZM137 97L142 99L141 95H140V97H139V96H137ZM172 97L175 98L176 95H174V93H173V94H172ZM172 97H171V98H172ZM180 97H177L180 101H179L177 98H176L177 100L174 99V100L177 101V102L179 101L178 103L176 102V103H177V106L179 105V103L181 102L182 99L184 100V98L180 99ZM197 97H198V95L196 94V98H197ZM201 97H200V99H198L199 102H200V100H201ZM260 97H262V96H260ZM263 97H264V96H263ZM263 97H262V99H263ZM167 98L169 99L170 97H167ZM171 98H170V99H171ZM191 98L193 99V96H192ZM100 99H102V97H101ZM127 99L124 100V101H127ZM192 99H189V98H188V100H185V102H188V101H189V103H190V100H191V103L189 104V105L191 106V104L193 103V102H192ZM194 99H195V98H194ZM213 99H214V100H213ZM2 100H3V99H2ZM2 100H0V101H1L2 105H4L3 102H2ZM4 100H6V99L4 98ZM4 100H3V101H4ZM111 100H112V99H111ZM114 100H115L114 102L117 103V105L119 106V102H117V101H120V100H118V98L115 99V97H114ZM116 100H117V101H116ZM133 100H134V99H133ZM142 100H143V99H142ZM196 100H197V99H196ZM196 100H194V103L196 102ZM206 100H205V102H204V104H203V107L206 106V105H205ZM101 101H103V100H101ZM124 101H122V102H123V105H126L127 102H126V104H124V103H125ZM129 101H130V100H129ZM129 101H128V104H129L130 102L133 103V101H130V102H129ZM135 101L138 102L139 100H135ZM164 101H165V100H164ZM164 101H162V103H159V104H162L161 106L158 105L157 103H156V104H157L156 106H158V107H156L155 105H152V107L154 106V107L156 108L155 111L153 110V112H155V116H154V115H153V116H146V115H145V112H146V111L144 112V110H143V113H144L143 115H145V116L142 115V112H139L140 110L138 111L139 113H137V115H139V114L141 113V114H140L141 116L139 115V121L137 120V124H135V125H138V126H139L138 130H139L140 128L145 129L144 131H146V132L149 134L148 137H149L150 135L155 134V133H156L157 131H159L160 129H162V131L164 130L163 128H165V127H164V126L162 127V125H161L162 122H163L162 124H164V125L166 126V124H167L168 122L171 123L172 120L176 119V118H174V117L176 116V115H175V116H172V117H171V121L169 120L171 115H174L175 113L177 114L178 112H174V111H176V110L171 108L172 105H171V106L169 105L170 107H169L168 105H167V106L169 107V109L171 108L170 110H174V111H170V110H169V112H168V110H165V109L168 108V107H165V109H164V105H163V103H165ZM202 101H201L200 104H198V106H199V105H202V103H203ZM258 101H261V99H258ZM103 102H104V101H103ZM105 102H104V103H105ZM108 102H109V101H108ZM114 102H113V104L115 105ZM120 102H121V101H120ZM166 102L168 103V101H166ZM185 102H183L184 105L186 104V105L188 106V103H185ZM199 102H198V103H199ZM111 103H112V102H111ZM134 103H136V102H134ZM173 103H174V102L172 101V103L170 102L169 104H173ZM257 103H258V102H257ZM210 104H209V105H210ZM101 105H102V104H101ZM173 105H174V104H173ZM186 105H185V108H187ZM192 105H193V104H192ZM209 105H207V106H209ZM258 105H259V103H258ZM121 106H122V105H121ZM126 106H127V105H126ZM133 106H134V104H133ZM259 106H260V105H259ZM123 107H125V106H123ZM149 107L151 108V106H149ZM191 107H192V106H191ZM191 107H189V108H191ZM203 107H201L202 109L200 108V110H203ZM99 108H100V107H99ZM139 108H140V107H139ZM157 108H160V111H161V112H162L163 109H164V110L166 111V113L164 114V113H161L160 111H159V112H160L162 115L159 114V112L157 113V110H158ZM174 108H176V106H175ZM185 108H184V109H185ZM194 108H195V106L192 107L191 110L188 109V108H187V110H188V111H189V110H190V111H195V110H196V111H200L199 109L197 110L196 108H195V109H194ZM152 109H153V108H152ZM178 109L181 110V107H180V108H177V110H178ZM182 109H183V108H182ZM180 110H178L179 113H178L177 117H178L179 114H180ZM185 110H186V109H185ZM148 111H149V110H148ZM150 111L152 112V110H150ZM165 111H164V112H165ZM183 111H184V110H183ZM167 112H168V114H167ZM172 112H173L174 114H173ZM128 113H129V112H128ZM149 113H150V112H149ZM149 113L146 112V114H149ZM156 113H157V115H158V114H159V115L156 116ZM187 113H189V112H187ZM170 114H171V115H170ZM191 114L193 115V113H190L189 116H192ZM2 115H3V114H2ZM2 115H0V116H2ZM12 115H13V114H12ZM133 115H136L135 112H133ZM151 115H152V114H151ZM194 116H195V115H193V117H194ZM5 118L7 119V117H5ZM5 118H4V119H5ZM134 118H135V116L133 117V120H134ZM130 119H131V118H130ZM137 119H138V117H137ZM10 120H11V119H10ZM131 120H132V119H131ZM165 120H167V121H165ZM2 121H3V120H2ZM12 121H13V119H12ZM161 121H162V122H161ZM178 121H179V120H178ZM166 122H167V123H166ZM125 123H126V122H124V124H125ZM165 123H166V124H165ZM178 123H179V122H176V121H175L172 125H173V126H177V125L179 126ZM120 124H121V123L119 122V126H117L118 128H121V127H120ZM122 124H123V122H122ZM174 124H175V125H174ZM10 125H11V124H10ZM12 125H13V124H12ZM116 125H117V124H116ZM127 125H128V124L126 123V127L129 129V131H128L127 129H125L124 132H126V133L131 132L132 134H135V130H136V129L134 130V133H133V129H131V126H130L131 124L129 125L130 128H129ZM168 125H169V124H168ZM121 126H122V125H121ZM124 126H125V125H124ZM133 126H134V125H133ZM178 126H177V127H178ZM161 127H162V128H161ZM168 127H169V126H168ZM114 128H115V127H114ZM175 128H176V127H175ZM175 128H174V129H175ZM116 129H117V128H116ZM143 129H142V130H143ZM113 130H114V129H113ZM117 130H119V129H117ZM117 130H116V131H117ZM168 130L170 131V129H168ZM136 131H137V130H136ZM139 131H140V130H139ZM126 133H125V135H126ZM170 133H171V132H170ZM123 134H124V133H123ZM142 134H143V133H142ZM142 134H140V135H142ZM160 134H161V133H160ZM160 134H159V135H160ZM119 135L121 136V133H120ZM119 135L116 136L117 139H120V138H121ZM128 135H129V134H127V136H128ZM136 135H137V137H138L139 133L136 134ZM157 135H158V133H157ZM118 136H119L120 138H119ZM127 136H125L124 140L122 141V145L125 144V142H124L125 139H126V141H127L126 144L129 143L130 139L132 140L131 136H130V138H128L129 140L127 139ZM109 137H110V136H109ZM122 137H124V135H123ZM132 137H133V136H132ZM137 137H136V138H137ZM163 137H164V136H162V138H163ZM112 138H113V137H112ZM145 138L149 140V138H147V137H145ZM168 138H170V136H169ZM117 139H116V140H117ZM121 139H122V138H121ZM133 139H134V138H133ZM163 139H164V138H163ZM113 140H115V139H113ZM134 140H135V139H134ZM139 140H143V139L140 138ZM159 140H160V139H159ZM109 141H110V139H109ZM137 141H138V138H137ZM160 141H161V140H160ZM112 142H113V141H112ZM115 142H116V141H115ZM119 142H120V141H119ZM131 142H132V141H131ZM131 142H130V144H131ZM153 142H154V141H153ZM153 142H151V144H153ZM164 142H165V140H164ZM132 143H133V142H132ZM157 143H159V142L157 141ZM111 145H112V144H111ZM117 145H119V147H120L121 143H120V144L117 143ZM131 145H133L132 148H131V147L128 148V149H131L130 151H127V150H126V145H125V147L123 148V154H125V156L127 157V159H128V158H129V159L132 158V154H130L129 152H131V153L133 152V153L137 154V156H138V153L141 152V151H143V150H139V152H136V149H139V144H138V143H136V144H131ZM136 145H137V146H136ZM141 146H143V144H142ZM119 147H118V146H115V150L117 151L116 155H118V153L120 154L121 151H122ZM142 148H143V147H142ZM142 148H141V149H142ZM201 149H202V148H200V151H203V150H201ZM144 150L146 151V149H144ZM206 150H207V149H206ZM190 152L192 153V152H194V150H191ZM196 152H197V151L195 150V153L192 154V155H195ZM210 152H211V151H210ZM112 153H113V152H112ZM188 153H189V152H188ZM123 154H122V155L120 154L119 157H117V158L119 159L120 156H123ZM197 154H198V152H197ZM197 154H196V155H197ZM199 154H200V153H199ZM201 154H203V153H201ZM140 155H142V153H141ZM186 155H187V153H186ZM213 155H215V154L213 153ZM216 155H217V154H216ZM216 155H215V156H216ZM134 156H135V155H133V157H134ZM187 156H191L190 153H189ZM197 156H198V155H197ZM200 156H201V155H200ZM115 157H116V156H115ZM183 157H185V156H183ZM134 158H136V157H134ZM187 158H188V157H187ZM132 159H133V158H132ZM123 161H124V160H123ZM121 162H122V161H121ZM250 163H252V162H250ZM169 164H171V163H169ZM174 164H175V163L173 162V164H171V165H174ZM252 164H253V163H252ZM252 164H251V166L249 167L250 170H251V168H252ZM171 165H170L169 169H171ZM232 165H234V164H232ZM238 165H241V169H240V170H242V169H246L247 172H249V173L251 172V171H248L249 169H248L247 167H245L246 165L244 166L245 168L242 167L243 164H237V166H236V165H235V166L238 168ZM247 166H249V163L247 164ZM230 167H233V166H229L228 168H230ZM239 167H240V166H239ZM263 167H264V166H263ZM193 169H194V168H193ZM230 170H231V169H230ZM230 170H228V171L225 170L224 173L227 171L226 173L229 174ZM234 170H236V169H234ZM237 170H238V169H237ZM237 170H236V172H237ZM191 171H192V168H191ZM191 171H190L189 174H191ZM244 171H245V170H244ZM246 171H245V172H246ZM255 171H256V170H255ZM255 171H253V172H255ZM194 172H195V173H194ZM263 172H264V170H263L261 173H263ZM192 173H194L195 175H197L198 173H200V171H198V173H197L196 171H193ZM226 173H225V175H226L225 178H224L223 176H221V177H223V181H224V183H225L226 178H227V174H226ZM255 173H256V172H255ZM194 174H193V175H194ZM238 174L241 176V174H243V172L240 173V172L238 171ZM238 174H237V175H238ZM246 174H247V176L249 175L248 173H246ZM253 174H254V173H253ZM193 175H191V176H193ZM222 175H223V174H222ZM230 175L232 176V173H231ZM234 175H235V174H233V176H234ZM237 175L234 176V178H236V179H233V177H232V179L234 180L233 182L231 181L232 184L235 182V180H237L238 177H240L239 175H238V177H236ZM242 177H243V176H242ZM242 177H241L240 180H242ZM262 177H263V176H262ZM262 177H261V178H262ZM224 179H225V180H224ZM228 179H229V176H228L227 180H228ZM263 179H264V177H263ZM263 179H262V182L264 183ZM219 180H220V177H219ZM240 180H238V182H239ZM245 180H246V179H245ZM248 180H249L248 182H250L251 179L249 178ZM259 180H261V179H259ZM259 180H258V181H259ZM15 181H16V180H15ZM220 181H222V179H221ZM216 182H218V181L216 180ZM216 182H215V180H214V182L212 181L211 183L214 184L215 186H217V184H215ZM227 182H228V181H227ZM248 182H247V183H248ZM211 183H209V184L211 185ZM221 183L223 184V182H221ZM221 183H220V185H221ZM229 183H230V182H229ZM240 183H242V182L240 181ZM14 184H15V183H14ZM232 184H231V187H234V186H232ZM248 184H249V183H248ZM258 184H259V186H262V185H260V184H261L260 181L258 182ZM12 185H13V184H12ZM226 185L228 186V183H227ZM251 185H253V184L251 183ZM18 186H19V184H18ZM18 186H14V187L18 188ZM218 186H219V185H218ZM222 186H224V185H222ZM229 186H230V185H229ZM263 186H264V185H263ZM9 187H10V186H8V189H9ZM14 187L12 186V187H10V188H14ZM20 187H21V186H19V188H20ZM213 187H214V186H213ZM220 187H221V186H220ZM224 187H226V186H224ZM6 189H7V188H6ZM14 189H15V188H14ZM228 189H229V187H228ZM232 189H233V188H232ZM224 190H227V188H224ZM138 192H139V194L142 193V192H140V191H138ZM138 192H137V196L139 195ZM143 192H144V191H143ZM148 192L150 193V191H148ZM156 192H159V191H156ZM19 193H20V192H19ZM145 193H146V192H145ZM24 194H25V193H24ZM24 194H22V195H24ZM150 194H151V195H155V197H156V194H154V193H150ZM128 195L131 196L130 194H128ZM128 195H127V196H128ZM146 195H147V194H146ZM164 195H165V194H164ZM3 196H4V195H3ZM129 196H128V199H129ZM135 196H136V195H135ZM139 196H140V198H143V196H142V197H141V195H139ZM162 196H163V195H162ZM25 197H26V196H24V198H25ZM27 197H28V196H27ZM155 197L153 196V200L156 199ZM160 197H161V196H160ZM5 198H9V195H8V197L5 196ZM22 198H23V196H22ZM136 198H137V197H136ZM154 198H155V199H154ZM157 198H158V196H157ZM25 199H26V198H25ZM25 199H24L23 201H21V202L17 201V203H18V202H19L18 204L22 203V205H24V207H28V205H27V206L25 205V204H26ZM30 199H31V198H30ZM30 199H29V200H30ZM144 199H145V198H144ZM146 199H147V198H146ZM146 199H145V200H146ZM164 199H165V198H164ZM171 199H173V198H171ZM0 200H1V199H0ZM4 200H5V199H4ZM10 200L12 201V200H14V198H12V199H10ZM17 200H18V199H17ZM20 200H21V199H20ZM147 200H148V199H147ZM156 200H157V199H156ZM168 200H169V201H168ZM168 200L166 201V199H165V201L163 200V202H164V204H165L169 209L165 208V205H164V209H163V205H161V210H162V212L164 211L163 213H166L165 210H167V213H166V214H168V213L170 214V212L172 211V212H173V214H172V215H173V220H172V222H171V221H169V222L167 221L168 224L165 223L166 221L164 222L165 224H163V222L161 221L163 225H166L165 228L167 227V225H168V227H169L170 225L172 226L173 223H176L177 220H178V216H180V214L187 215V216L191 219V220L189 219L188 222L192 221V226H191V229H192V230H190V229H189V230H190V231H193V232L195 233L194 235H193V234H190V235L187 234V238H188V241L186 242L187 245H190V246H191L192 244H194V241H196V240H197L196 242L199 241V243H200V240H201V241H202V240L204 241V239H206L207 237H209V239H214L215 236H217V235H222V236L224 235L223 237H225L226 240H224L223 243H225V241H226V243H225V245H227V246H226V249L228 248L230 251H231V249H232V252L235 254V252H236V250H235V249H236V246H235V247L233 246L234 248H232V245H231V241H232L231 239H232V237L234 238V235H233L232 232L224 231V229L222 228L223 225H222V226L220 225V227H221L222 229H219V227H218L217 229H215V230H214V229H209V230H211L210 233L213 234L212 236H211L210 233H207V230H205V229H206V226H207V225L205 224L207 218H203V217H201V219H200L199 217H200V215L207 216V214H210V213H211L210 211H208V212L205 211V210L203 211V209L201 210L200 208H197V207H195L194 205H193L194 207H192L191 203H190L191 207H188L189 205H187V204H185V203H183V202H180V201H176L175 199H174V200H171V201H170V199H168ZM249 200H250V199H249ZM249 200H248V201L245 200V201H247L248 203H250ZM24 201H25V203L23 204ZM126 201H127V200H126ZM129 201H131V200H129ZM129 201H128V202H129ZM245 201H244V202H245ZM251 201H253V200H251ZM260 201H261V199H260ZM260 201H256V200L253 201V203L255 204V206H256V207L258 206V208H256V209H257L256 211L259 210L258 212H254V211H253L254 213H251V210H253V209H250L249 207H250L251 205L248 204L249 207H247V208H249V210H248L249 214H248L247 211H246L247 214H246V213H245V214L248 215V216H250V214H251L252 217L255 216V217H258V219H259V218H260V219H261V218L263 219V217H264V216H263L264 213L262 214V212H264V209H263V207H264V200H263V202H262V201L260 202ZM0 202H1V201H0ZM3 202H4V201H3ZM139 202H140V201H139ZM259 202H260L261 204L263 203V204H262L263 207H262L261 209L259 208V207H261L260 205H256V203L258 204ZM17 203H15V201H12V203L8 202V204H10L11 206L14 205V204H17ZM145 203H146V202H145ZM251 203H252V202H251ZM0 204H1V203H0ZM8 204H5V205H4V204H1V205H3L4 207H2V210H0V245H1L0 248H2L3 250H6V248H5V246H2L1 243H5L4 245H7V244H8V245H15V247H16L17 244L20 245L21 242H22L21 246H23V242H25V241H23V240H24V239L26 240L25 237H27V239H28L29 236H30V234L33 233V232H32V233H28L29 230H28V231H23V230H25V229L22 230V228H23L24 226H23L22 228L16 226L17 221H18V220H16V219H18V218H17L18 215H15V213L12 212V211H10V210H8V208H7V210H6V209L3 210V208H5L6 205H8ZM130 204H131V203H130ZM135 204H136V203H135ZM137 204H139V203H137ZM141 204L143 205L144 203L142 202ZM156 204H157V203H156ZM145 205H146V204H145ZM145 205H144L143 207H145ZM157 205H158V204H157ZM248 205H246V206H248ZM11 206H10V207H11ZM128 206H129V205H128V203H127V206H126L127 211H129V209L131 208V205H130L129 208H128ZM132 206H134V205L132 204ZM135 206H136V205H135ZM147 206H148V205H147ZM155 206H156V205H155ZM242 206H243V205H242ZM255 206H253V207L255 208ZM33 207H34V206H33ZM137 207H138V205H137ZM140 207H141V205H140ZM158 207H160V206H158ZM243 207H244V206H243ZM132 208H133V207H132ZM132 208L130 209V212H131ZM205 208H206V207H205ZM0 209H1V208H0ZM10 209L12 210V208H10ZM206 209H207V208H206ZM208 209H209V208H208ZM245 209H246V208H245ZM262 209H263V210H262ZM133 210H134V209H133ZM135 210H138V211H139L138 208L135 209ZM143 210H145V208H143L142 211H143ZM157 210H158V209H157ZM169 210H171V211L169 212ZM211 210H212V209H211ZM246 210H247V209H246ZM260 210H261V211H260ZM150 211H151V210H150ZM199 211H200V214L198 213ZM39 212H40V211H37V213H39ZM209 212H210V213H209ZM213 212H214V211H213ZM127 213H129V212H127ZM132 213H135V212L132 211ZM140 213H142V212H140ZM140 213H139V214H140ZM149 213H151V214H149ZM152 213H153V212H149V209H148V210H147V215L149 214L148 217H147L146 214H145L146 216H144V214L142 213L145 219H143V218L140 217V221L138 220V219H139V216H138L139 214H138V213H137L138 215L134 214V216L136 215V216H137V220H138L139 222H142V220H143V221H146V218L148 219L150 215L152 216V215H153ZM156 213H157V212H156ZM156 213H154V214H156ZM169 214H168V215H169ZM215 214H216V213H215ZM256 214H257V215H256ZM259 214H262V215L259 216ZM159 215H160V214H159ZM161 215L163 216V214H161ZM172 215H171V216H172ZM213 215H214V214H213ZM213 215L211 214L212 217H213ZM218 215H219V214H218ZM221 215H222V214H221ZM253 215H254V216H253ZM126 216H130V213H129V215H126ZM151 216H150V217H151ZM153 216H154V215H153ZM211 216H210V217H211ZM131 217H132L133 220L130 219V220H131L130 223H132V222L134 221L133 216H130V218H131ZM156 217H157V214H156ZM210 217H209V222H210V219H211ZM214 217L216 218L215 215H214ZM217 217H218V216H217ZM220 217H221V216H220ZM252 217H251V218H252ZM41 218H42V217H41ZM41 218H40V219H41ZM159 218H160V217H159ZM159 218L157 219V221H159ZM43 219H44V218H43ZM187 219H188V218H187ZM212 219H213V221L218 220V219H214V218H212ZM220 219H221V218H220ZM262 219H261V220H262ZM128 220H129V218H128ZM135 220H136V219H135ZM152 220H153V218H152ZM154 220L156 221V219H154ZM179 220H180V219H179ZM147 221H149V220H147ZM157 221H156V223H157ZM254 222H255V221H254ZM6 223H7V224H10L12 227L9 226V225H7ZM144 223H146V222H144ZM150 223H151V219H150ZM152 223H153V222H152ZM156 223H155V224H156ZM159 223H160V221H159ZM170 223H172V224H170ZM261 223L263 224L264 221L262 220ZM261 223H260V224H261ZM4 224H6V225L4 226ZM155 224L153 223V225H155ZM182 224H183V223H182ZM188 224H189V223H187V225H188ZM190 224H191V222H190ZM218 224H219V222L217 223V226H218ZM220 224H222V223L220 222ZM255 224H256V223H255ZM262 224H261V225H262ZM29 225H30V224H29ZM133 225L135 226L136 224H134V222H133ZM137 225H138V224H137ZM137 225H136L135 227H137ZM141 225H142V224H141ZM211 225H213V224L211 223ZM215 225H216V224H215ZM6 226H8V227H6ZM13 226H14V227H13ZM19 226H21V225H19ZM159 226H160V225H159ZM171 226H170V227H171ZM188 226H189V225H188ZM188 226H187V227H188ZM217 226H216V227H217ZM157 227H158V226H157ZM172 227H173V226H172ZM214 227H215V226H213V228H214ZM15 228H16V229H15ZM17 228H19V229L21 228V230H22V231L20 230V232H22L21 234L17 232V231L19 230V229L17 230ZM36 228H37V227H36ZM129 228H130L131 231L134 230V234H133L131 231H129V232H131L130 234H131L132 238H134V240H135L137 243H138V240H139V241H140V240L143 241L144 238H145L144 241H147V240H146V237H148L147 235H146V236H145V235H142V236H139V237L137 236V235H139V234L136 235V230H137V232H138V227L134 229V227L132 226V224H130ZM139 228H140V227H139ZM162 228H163V226H162ZM173 228H174V227H173ZM182 228H183V227H182ZM241 228H242V227H241ZM155 229H156V227H155ZM155 229L153 228L152 230H155ZM158 229H159V232H160V228H158ZM158 229H156V230L158 231ZM168 229H169V228H168ZM187 229H188V228H187ZM16 230H17V231H16ZM32 230H33V229H32ZM32 230L30 229V231H32ZM35 230H36V229H35ZM169 230L171 231V229H169ZM184 230H185V229H184ZM246 230H247V229H244V232H245V233H248L249 230H248V232H246ZM263 230H264V228H263ZM157 231H156V232H157ZM173 231H174V229H173ZM261 231H262V230H261ZM149 232H150V231H149ZM152 232H153V231H152ZM152 232H150V233H151V234H150V237H151L152 234H153V236L151 237L152 239H151V238H150V239H151V240H153V239H157V240L160 242L162 239H161V238H158L159 236L156 237V235H155V237H154V233H156V232H153V233H152ZM159 232L157 233V235H159ZM162 232H163V231H162ZM164 232H165V231H164ZM164 232H163V233H164ZM166 232H167V231H166ZM193 232H191V233H193ZM242 232H243V231H242ZM252 232H253V231H252ZM262 232H263V231H262ZM36 233H37V232H36ZM38 233H39V232H38ZM125 233H126V231H125ZM160 233H161V232H160ZM167 233H168V232H167ZM239 233H241V232H239ZM24 234H25V237H24ZM161 234H162V233H161ZM208 234H209V235H208ZM257 234H258V233H257ZM257 234H255L254 232L252 233L254 239H255V236H254V235H256V237H257ZM237 235H238V233L236 234V236H237ZM249 235H251V233H250ZM252 235H251V236H252ZM21 236H23L24 239H23V237H22V239H21V238H20ZM31 236H32V235H31ZM34 236H35V235H34ZM143 236H144V237H143ZM160 236H161V235H160ZM162 236H163V235H162ZM166 236H167V235H166ZM171 236H172V235H171ZM174 236H175V234H174ZM260 236H261V235H260ZM7 237H8V238H7ZM153 237H154V238H153ZM217 237L220 239L219 236H217ZM217 237H216V238H217ZM261 237H262V236H261ZM9 238H10V241H5V239H8V240H9ZM35 238H36V237H35ZM35 238L33 237V240H34ZM139 238H140V239H139ZM164 238H165V237H164ZM164 238H163V239H164ZM200 238H202V239H200ZM216 238H215V239H216ZM30 239H31V237L29 238V241H30ZM36 239H38V238H36ZM159 239H160V240H159ZM199 239H200V240H199ZM209 239H208V240H209ZM223 239H224V238H223ZM254 239H253V240H254ZM127 240H128V239H127ZM157 240H156V241L153 240V241L157 242L158 245H157V244H156V245H157V247L159 246L158 248L162 247L161 244L159 245V243H158ZM216 240H217V239H216ZM233 240H234V239H233ZM259 240H260V239H259ZM261 240H262V239H261ZM31 241H32V240H31ZM31 241H30V242H31ZM205 241H206V240H205ZM218 241H219V240L216 241L217 243H216L215 245L218 244ZM38 242H40V241H38ZM42 242H43V241H42ZM212 242L215 243V240L212 241ZM212 242H211V243H212ZM232 242H234V241H232ZM255 242H256V241H255ZM255 242H254V245H255ZM261 242H262V241H261ZM43 243H44V242H43ZM137 243H136V244H137ZM139 243H140V242H139ZM145 243H146V242H145ZM163 243H164V242H162V244H163ZM165 243H166V242H165ZM170 243H171V242H170ZM170 243H169V244H170ZM175 243H176V242H175ZM219 243H220V242H219ZM223 243H222V244H223ZM257 243H258V245H259V244H260V241L257 242ZM257 243H256V244H257ZM35 244H36V243H35ZM35 244H34V245H35ZM143 244H144V242H143ZM169 244H168V245H169ZM208 244H210V241L208 242ZM208 244H207V246H206V245H205V246L208 247ZM233 244H234V243H233ZM30 245H31V244H30ZM147 245H149V244H147ZM154 245H155V243H154ZM168 245H167V246H168ZM215 245H214V246L212 245V246H213V247H212L211 244H210L209 247L207 248L208 251L210 250V252H211V249L213 250V248L215 247ZM220 245H221V244H220ZM220 245H217V246L219 247ZM223 245H224V244H223ZM223 245H221V246H223ZM136 246H137V245H136ZM136 246H135V247H136ZM140 246H141V245H140ZM194 246H195V245H194ZM205 246L203 245L202 250H203V249L206 250V247H205ZM217 246L214 248L213 251H215V249L218 248ZM221 246H220V247H221ZM262 246H264V245H263V242H262ZM11 247H12V249H15V247H13V246H11ZM43 247H44V246H43ZM43 247H42V248H43ZM146 247H147V246H146ZM200 247H202V246H200ZM211 247H212V248H211ZM220 247H219V248H220ZM224 247H225V246H224ZM230 247H231V248H230ZM255 247H256V246H255ZM255 247H254V248H255ZM4 248H5V249H4ZM7 248H9V247H7ZM17 248H18V246H17ZM149 248H150V249H148V250L150 251V250H151V246H150V245H149ZM195 248H196V247H195ZM209 248H211V249H209ZM137 249H138V248H137ZM187 249H189V248H187ZM196 249H197V248H196ZM200 249H201V248H200ZM222 249H223V248H222ZM262 249H263V248H262ZM9 250H10V252H11V248H9ZM9 250L7 249V250L4 251V252H7V251H9ZM138 250H139V249H138ZM154 250H156V249H154ZM193 250H194V249H193ZM218 250H220V249H218ZM229 250H227V251L230 252ZM12 251H13V250H12ZM19 251H21V249H20ZM135 251H137V250H135ZM162 251H163V250H162ZM196 251H198V249H197ZM203 251H204V250H203ZM203 251H200V252H202V254H204ZM216 251H217V250H216ZM216 251H215V253L213 252L215 255H217V254H216ZM225 251H226V250H225ZM240 251H241V250H240ZM257 251L262 252L260 248L257 249V250H256V248H255V250H253V255L256 256V257H260L261 254H262V257H261V258H264V257H263V256H264V253H260V254H259V253H257ZM263 251H264V249H263ZM17 252H18V251H17ZM17 252H15V253H17ZM22 252H24V251H22ZM140 252H141V248H140ZM165 252H166V251H165ZM177 252H180V249H179V251H175V252L171 251V253H173V254H174V253H177ZM183 252H184L185 254H186V252H187V254H188L189 251H186V252L183 251ZM206 252H207V251H206ZM228 252H227V253L225 252L224 254L227 255V256L229 255V259H230V260H232V259L237 255V253H236L235 256H232L233 253L231 252V253H232V254H231V253H228ZM237 252H238V250H237ZM255 252H256V253H255ZM159 253H160V252H159ZM166 253H168V252H166ZM191 253H193V252H189V255H190V256H189V255L186 256L185 254H183V257H184V256L187 257L186 259H188V257H190V260H191L192 262H194L195 257H194V258H192V257H193L195 254H191ZM217 253H223V252L218 251ZM22 254H23V253H21V255H22ZM153 254H154V253H153ZM161 254H162V253H161ZM178 254H180V253H178ZM211 254H212V253H211ZM234 254H233V255H234ZM255 254H256V255H255ZM258 254H259L260 256H257ZM18 255H19V254H18ZM140 255H141V253H140ZM151 255H152V254H151ZM174 255H175V254H174ZM191 255H193V256L191 257ZM198 255H199V254H198ZM198 255H197V256H198ZM200 255H201V254H200ZM238 255H239V253H238ZM243 255H244V253L242 254V252H241L240 257H239V256H237V257H239V259L241 258V256L245 258V256H243ZM162 256H164V255L162 254L161 256H159V258L156 256V257H155V260H154V256H152V257H153V260H152L153 263H154V261H155V262L157 261L156 259H158V261H159V259H160ZM172 256H173V255L171 254L170 257H171V259L174 260V259L177 258L178 255L175 256V257H172ZM204 256H205V255H204ZM212 256H213V255H212ZM212 256H211V257H212ZM218 256H219V255H218ZM254 256H253V257H254ZM148 257H149V255H148ZM165 257H167V255H166ZM168 257H169V256H168ZM168 257H167V258H168ZM170 257H169V258H170ZM178 257H180V255H179ZM183 257H182V254H181V257H180L181 260L178 259L179 261H174V263H175V264H176V263H177V264H180V263L182 264V263H183V260L186 261ZM199 257H200V256H199ZM205 257H206V256H205ZM230 257H231V258H230ZM134 258H135V256H134ZM140 258H141V257H140ZM149 258H150V257H149ZM196 258H197V257H196ZM200 258H201V257H200ZM215 258H218V257H214V259H215ZM244 258H242V260H243ZM143 259H144V258H143ZM171 259H170V260H171ZM192 259H194V260H192ZM198 259H199V258H197V260H198ZM202 259H203V258H202ZM207 259H210V258H207ZM229 259H228V260H229ZM135 260H136V259H135ZM141 260H142V258H141ZM161 260L164 261V257H163V259L161 258ZM165 260H166V258H165ZM167 260H168V259H167ZM176 260H177V259H176ZM190 260H189V261H190ZM197 260H196V262H197ZM244 260H245V259H244ZM142 261H143V260H142ZM142 261H141V262H142ZM149 261H150V259H149V260L147 259L146 262H149ZM171 261H172V260H171ZM171 261H168V263H165V262H164V263H165V264H173ZM187 261H188V260H187ZM191 261H190V263H191ZM202 261H203V260H202ZM204 261H205V260H204ZM199 262H200V261H199ZM228 262H229V261H228ZM228 262H225V263H228ZM235 262H236V261H235ZM135 263H136V262H135ZM156 263L159 264L160 262H156ZM164 263H163V264H164ZM190 263H189V264H190ZM140 264H142V263H140ZM143 264H144V262H143ZM149 264H150V263H149ZM154 264H155V263H154ZM184 264H186V262H185ZM187 264H188V262H187ZM229 264H230V263H229Z\"/></svg>",
  "mask_w": 264,
  "mask_h": 264
}]
</instances>
